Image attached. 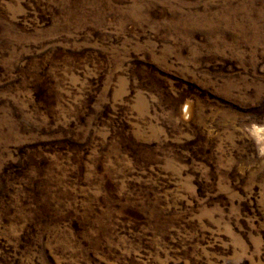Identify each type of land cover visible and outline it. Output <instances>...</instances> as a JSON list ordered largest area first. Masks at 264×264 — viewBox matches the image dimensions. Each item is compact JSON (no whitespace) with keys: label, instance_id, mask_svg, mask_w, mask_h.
<instances>
[{"label":"rangeland","instance_id":"1","mask_svg":"<svg viewBox=\"0 0 264 264\" xmlns=\"http://www.w3.org/2000/svg\"><path fill=\"white\" fill-rule=\"evenodd\" d=\"M0 264H264V0H0Z\"/></svg>","mask_w":264,"mask_h":264}]
</instances>
